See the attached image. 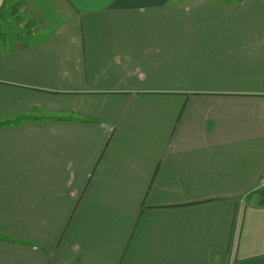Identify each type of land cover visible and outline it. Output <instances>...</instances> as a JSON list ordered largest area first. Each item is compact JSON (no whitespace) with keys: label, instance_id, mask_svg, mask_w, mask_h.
<instances>
[{"label":"crops","instance_id":"0c3cea01","mask_svg":"<svg viewBox=\"0 0 264 264\" xmlns=\"http://www.w3.org/2000/svg\"><path fill=\"white\" fill-rule=\"evenodd\" d=\"M264 0H0V264H264Z\"/></svg>","mask_w":264,"mask_h":264},{"label":"built area","instance_id":"2783aa9c","mask_svg":"<svg viewBox=\"0 0 264 264\" xmlns=\"http://www.w3.org/2000/svg\"><path fill=\"white\" fill-rule=\"evenodd\" d=\"M264 191V173L259 177L257 184L252 189V192H261Z\"/></svg>","mask_w":264,"mask_h":264},{"label":"trees","instance_id":"16d2710c","mask_svg":"<svg viewBox=\"0 0 264 264\" xmlns=\"http://www.w3.org/2000/svg\"><path fill=\"white\" fill-rule=\"evenodd\" d=\"M263 192V191H262Z\"/></svg>","mask_w":264,"mask_h":264}]
</instances>
